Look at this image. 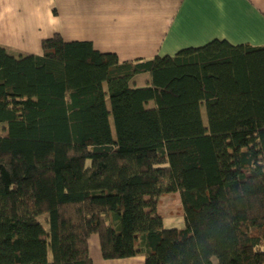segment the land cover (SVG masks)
Listing matches in <instances>:
<instances>
[{
    "label": "trees",
    "instance_id": "16d2710c",
    "mask_svg": "<svg viewBox=\"0 0 264 264\" xmlns=\"http://www.w3.org/2000/svg\"><path fill=\"white\" fill-rule=\"evenodd\" d=\"M92 234L107 260L264 264V45L0 44V264H93Z\"/></svg>",
    "mask_w": 264,
    "mask_h": 264
},
{
    "label": "crops",
    "instance_id": "0c3cea01",
    "mask_svg": "<svg viewBox=\"0 0 264 264\" xmlns=\"http://www.w3.org/2000/svg\"><path fill=\"white\" fill-rule=\"evenodd\" d=\"M56 32L121 60L173 55L213 38L264 45V0H0L7 49L40 54L42 39ZM88 248L93 264H144L143 256L104 259L97 234Z\"/></svg>",
    "mask_w": 264,
    "mask_h": 264
},
{
    "label": "rangeland",
    "instance_id": "374dc122",
    "mask_svg": "<svg viewBox=\"0 0 264 264\" xmlns=\"http://www.w3.org/2000/svg\"><path fill=\"white\" fill-rule=\"evenodd\" d=\"M144 81L143 78L140 82ZM158 209L164 214L165 226H182L183 211L177 191L164 193L158 203Z\"/></svg>",
    "mask_w": 264,
    "mask_h": 264
}]
</instances>
